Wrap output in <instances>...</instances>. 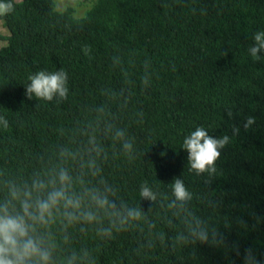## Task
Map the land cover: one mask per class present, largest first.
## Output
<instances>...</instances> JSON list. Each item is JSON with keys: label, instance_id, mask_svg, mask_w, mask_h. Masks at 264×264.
Returning <instances> with one entry per match:
<instances>
[{"label": "trees", "instance_id": "trees-1", "mask_svg": "<svg viewBox=\"0 0 264 264\" xmlns=\"http://www.w3.org/2000/svg\"><path fill=\"white\" fill-rule=\"evenodd\" d=\"M93 1L77 16L55 0H11L0 16V203L15 214L10 186L51 190L67 171L69 194L96 218L69 223L61 206L36 224L50 264H243L249 247L264 264V51H248L264 0ZM60 69L67 100L27 98L30 75ZM198 127L230 137L211 176L191 171L181 147ZM177 178L184 204H173ZM144 185L155 200L140 196ZM199 227H216L224 245L193 242Z\"/></svg>", "mask_w": 264, "mask_h": 264}, {"label": "clouds", "instance_id": "clouds-1", "mask_svg": "<svg viewBox=\"0 0 264 264\" xmlns=\"http://www.w3.org/2000/svg\"><path fill=\"white\" fill-rule=\"evenodd\" d=\"M14 11L11 0H0V16H5ZM254 43L249 47V54L254 60L260 58V53L264 51V31L256 32L253 35ZM87 51V49H86ZM224 55H227L225 52ZM30 83L25 84V95L28 99L35 97L37 100L59 102L68 99V74L63 69L55 72L41 70L28 77ZM229 117L232 112H228ZM0 122L7 124V121L0 117ZM254 122V117H248L245 128L247 129ZM238 132V128L233 129V134ZM117 136H123L118 132ZM230 143V137L224 135L214 138L202 127H198L189 135L185 136L181 147L188 153V163L190 170L196 175L207 173L209 176L216 173V162L221 156V150ZM124 149L131 151L132 144L125 142ZM163 155V153H162ZM51 190L49 184L42 180L33 181L31 188L25 186L23 189L15 185L10 186L9 194L12 200L20 204V209L15 214L10 211V200L0 203V264H50L51 250L44 247V241L32 233L35 232V225H47L53 217V210L59 211L62 206L65 211L64 217L69 223L84 219L86 221L95 220V214L91 211H81V197L69 194L71 177L66 170H61L57 180H51ZM46 197L33 199V192H45ZM173 195L176 202L186 203L191 199L190 192L186 189L183 181L179 178L173 182ZM140 196L143 199L153 201L156 199L153 191L147 186H142ZM91 199L97 207L103 208L109 205L107 196L92 193ZM71 209V211H69ZM140 213L136 210H128V216L139 218ZM193 242L207 243L212 246H223L225 241L223 234L216 227H199L192 233ZM236 255H240L238 246L234 247ZM243 264H261L257 253L253 248L244 249Z\"/></svg>", "mask_w": 264, "mask_h": 264}, {"label": "rangeland", "instance_id": "rangeland-1", "mask_svg": "<svg viewBox=\"0 0 264 264\" xmlns=\"http://www.w3.org/2000/svg\"><path fill=\"white\" fill-rule=\"evenodd\" d=\"M56 6L59 9H64L66 6L70 5L73 7L74 15H82L85 14L87 10H89L93 4V0H55ZM0 34L5 36L8 34V31L2 26L0 21ZM5 44V40L0 39V46Z\"/></svg>", "mask_w": 264, "mask_h": 264}]
</instances>
